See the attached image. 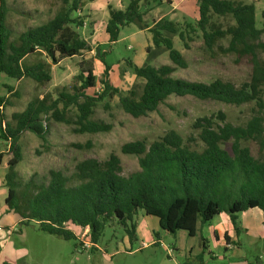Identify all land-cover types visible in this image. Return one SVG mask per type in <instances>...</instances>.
<instances>
[{
    "label": "trees",
    "instance_id": "trees-1",
    "mask_svg": "<svg viewBox=\"0 0 264 264\" xmlns=\"http://www.w3.org/2000/svg\"><path fill=\"white\" fill-rule=\"evenodd\" d=\"M95 1L61 0V8L52 19L16 35L8 24V0H0V75L45 86L52 80L50 62L56 65L60 59L84 58V52H92L90 43L77 29L84 27L80 13L85 5ZM259 1L198 0L197 24L181 28L167 19L149 26L144 7L151 0H128L124 10L108 7L105 31L110 44L119 41L123 29L135 26L152 35L156 48L167 50L173 65L185 69L188 64L175 48L173 37L187 45L200 31L207 52L220 49L223 54L236 55L239 61L248 60L251 73L239 87L220 79L208 84L193 82L174 77L173 66L139 67L128 60V67L144 84L140 94L134 89L125 94L112 85V66L105 63L106 53H102L104 71L100 79L95 76L93 59H84L71 88L32 99L9 121L3 111L12 102L0 95V141L8 145L12 155L5 176L7 211L18 215L20 224L35 223L40 231L66 241L77 240L73 228H79L89 233L93 246L107 228L114 226L120 227L133 244L138 239L139 211L157 217L164 232L176 235L185 231L189 237L196 235L199 224L207 225L223 213L229 216L237 234L240 214L258 209L264 215V62L258 58V53L264 52V27L257 28ZM213 15L230 16L235 23L221 29L212 23ZM225 39L228 46L224 48L219 42ZM33 56L38 59L31 63L28 60ZM97 83L101 92L89 94ZM6 87L19 98L16 88ZM172 96L237 107L254 104L256 113L245 126H233L223 112L197 119L193 128L198 131V140H190L194 146L175 130L152 143H126L122 153L136 156L140 166V171L130 176L123 175L120 158L112 154L105 162L87 159L78 163L71 176L52 170L47 184L36 185L30 180L21 189L16 168L24 159L22 139L26 133L46 142L51 122L75 125L78 134L108 133L112 125L92 119L95 109L106 99L118 97L122 110L138 119L157 112ZM72 110L77 112L75 119L70 116ZM247 142L259 144L260 157L244 145ZM3 157L0 154V165Z\"/></svg>",
    "mask_w": 264,
    "mask_h": 264
},
{
    "label": "rangeland",
    "instance_id": "rangeland-1",
    "mask_svg": "<svg viewBox=\"0 0 264 264\" xmlns=\"http://www.w3.org/2000/svg\"><path fill=\"white\" fill-rule=\"evenodd\" d=\"M234 1L248 4L253 2V0ZM102 2L98 4L102 5ZM112 4L116 9L124 10L128 0H114ZM8 6L10 9L8 24L18 35L52 19L61 8V0H8ZM198 7V0H151L150 4L144 7L145 21L152 26L159 20L167 19L180 28L188 23L197 24ZM90 13H92L91 9H83L80 16L84 18L85 24L83 28L77 30L90 43L92 52H84V58L60 59L56 65L50 62L51 82L39 86L29 79L16 81L0 75V95L6 96L12 102V105L3 111L8 121L12 114L24 111L32 99L54 94L63 87L71 88L74 78L79 74V63L84 59H93L95 76L100 79L104 71L101 62L102 53H106L105 63L113 68L112 85L125 94L132 89L140 94L144 84V81L137 78L128 67V60L139 67L145 64L173 66L174 77L193 82L208 84L220 79L239 87L249 79L251 66L247 59L239 61L236 55L223 54L220 49H216L215 53L207 52L200 31L191 36L192 40L187 41V45L178 37H173L175 48L188 64L187 68L181 69L173 65L164 47L156 48L153 45L150 33L142 32L135 26L123 29L119 41L110 44L104 29L106 20L109 19V11L105 8L96 11L95 15L91 16ZM256 20L257 28L262 29L264 0L256 3ZM212 23L221 29H226L235 22L230 16L213 15ZM261 41L264 43V34ZM219 45L227 47L228 39L222 40ZM147 48H151L150 53H147ZM258 58L264 62V52H259ZM37 59L33 56L28 61L34 63ZM6 86L16 88L19 98L12 96ZM88 92L91 95L101 92L100 83ZM219 112L226 114L227 121L233 126H245L255 115L256 108L254 104L237 107L211 100L202 101L191 96H172L159 107L157 112L137 119L122 110L118 97L112 100L106 99L95 109L92 119L112 125L113 129L108 133L78 134L75 132V125L68 126L54 122L50 123L46 142L32 133H26L22 139L24 159L16 168L18 182L22 186L21 189L30 180L36 185H44L49 182V173L52 170L71 176L75 173L78 163L87 159L105 162L112 154L120 158L123 175L130 176L140 171V166L136 156L122 153L123 145L137 140L152 143L171 130L181 134L186 141L198 140V131L193 128L196 120L216 116ZM76 114V110H72L70 116L75 119ZM190 144L195 145L191 141ZM244 145L249 146L256 157L261 156L258 143L247 142ZM0 154H4L0 165V228L2 229L0 233L5 240H9V246L21 256L14 264H190V247L193 248V255H198L196 253L200 252L198 239H190L185 231H180L176 235L166 233L160 228L157 217L146 216L142 211H139L137 216L140 235L133 244L129 243L124 231L118 226L107 228L96 246L91 244L89 233L79 228H73L79 238L70 241L40 231L35 223L16 224L13 229L15 232H11L15 213H7L3 208L8 197L5 180L7 164L12 155L4 141H0ZM146 233L149 235L146 236ZM156 235L160 241L159 245L151 243L152 239L156 240ZM209 241L211 251L223 256V250L213 247V241L211 239ZM144 242L148 244L147 247H143ZM263 247L264 244L260 247L259 255H263ZM247 259L255 261L252 256H248ZM224 260L212 261L210 264H227L228 261Z\"/></svg>",
    "mask_w": 264,
    "mask_h": 264
},
{
    "label": "crops",
    "instance_id": "crops-1",
    "mask_svg": "<svg viewBox=\"0 0 264 264\" xmlns=\"http://www.w3.org/2000/svg\"><path fill=\"white\" fill-rule=\"evenodd\" d=\"M100 1H103L102 5L98 4ZM113 1L114 0H97L92 3H87L84 8L91 9L92 13H90L89 15L92 16L95 15L96 11L98 10L101 9L104 10L105 8L108 10L109 6L116 8L112 4ZM89 19H91L92 21L94 20L93 18H89ZM107 21L108 20H106L104 29H106ZM112 73L113 71L111 72V74ZM3 209L5 212L9 213L7 211V206H5ZM239 222L241 228L239 234H237L234 231L230 218L226 213H223L218 217H215L207 225L202 226L199 224L196 235L194 237H189V238L198 239L200 252L196 253L198 255H193V248L191 249L190 247V251H189V258H190L189 260L191 261L190 264H210V262L212 261H217L222 259H225L224 260L225 262L228 261L227 264L264 263V261H262L264 260V252L263 255L261 254L259 255L260 247L264 244L263 212L261 210L255 209L242 213L240 214ZM20 223H21V218L15 214V218L13 219L12 222L13 225L10 229L12 230L11 232H15L13 231L14 227L16 226V224H20ZM139 235H140V229L138 224L137 236L139 237ZM145 235L147 236L149 234L146 233ZM227 238L229 239V241H227ZM209 239L213 241L212 242L213 247L223 250V256L220 254L213 253L211 251ZM8 241L9 240L8 239L5 240L3 238V235L0 233V264H14V262H17L21 258L19 252L15 251L14 248H11L9 246ZM156 242L160 244V241L154 239H152L151 243L155 244ZM262 250H264V247ZM248 256L254 257L255 261L254 262L248 261L247 259Z\"/></svg>",
    "mask_w": 264,
    "mask_h": 264
},
{
    "label": "built area",
    "instance_id": "built-area-1",
    "mask_svg": "<svg viewBox=\"0 0 264 264\" xmlns=\"http://www.w3.org/2000/svg\"><path fill=\"white\" fill-rule=\"evenodd\" d=\"M0 230H1V228H0ZM88 244H86V246H87ZM148 245L146 244V243H144L143 244V247H147Z\"/></svg>",
    "mask_w": 264,
    "mask_h": 264
}]
</instances>
